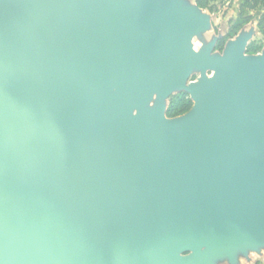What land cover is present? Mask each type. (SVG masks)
<instances>
[{
  "label": "water",
  "instance_id": "95a60500",
  "mask_svg": "<svg viewBox=\"0 0 264 264\" xmlns=\"http://www.w3.org/2000/svg\"><path fill=\"white\" fill-rule=\"evenodd\" d=\"M173 0H0V264H191L264 223V59L188 69ZM164 17L162 20L160 18Z\"/></svg>",
  "mask_w": 264,
  "mask_h": 264
},
{
  "label": "rangeland",
  "instance_id": "374dc122",
  "mask_svg": "<svg viewBox=\"0 0 264 264\" xmlns=\"http://www.w3.org/2000/svg\"><path fill=\"white\" fill-rule=\"evenodd\" d=\"M195 1L173 0V7L169 10L177 12L176 19H195L198 22L197 27L184 33V39L176 50L182 54L183 64L187 65L188 69L181 78L155 90L144 101L139 102L133 110V116L159 108L163 116L170 119L165 115L170 97L181 91L188 94L194 105L195 90L213 74L205 66L206 60L210 58L218 62L229 56L236 45L243 46L242 54L245 58L264 59V34L258 26L264 6L243 9L242 0H212L211 4L215 9L210 12L197 7ZM241 11L248 21L220 48L217 45L218 40L227 33L231 21L235 20ZM181 255L190 258L191 264H264V223L258 225L253 233L243 234L236 230L229 241L205 246L198 251L190 248Z\"/></svg>",
  "mask_w": 264,
  "mask_h": 264
},
{
  "label": "trees",
  "instance_id": "16d2710c",
  "mask_svg": "<svg viewBox=\"0 0 264 264\" xmlns=\"http://www.w3.org/2000/svg\"><path fill=\"white\" fill-rule=\"evenodd\" d=\"M197 7L212 12L215 6L211 4L212 0H196ZM256 6H264V0H242V8H254ZM248 21L243 16V11L231 21L227 33L218 40L217 45L221 48L226 40L234 37L242 26ZM258 26L262 34H264V13L260 15ZM193 107V101L189 98L185 91L178 92L170 97L169 106L165 112L166 117L175 118L188 113Z\"/></svg>",
  "mask_w": 264,
  "mask_h": 264
}]
</instances>
